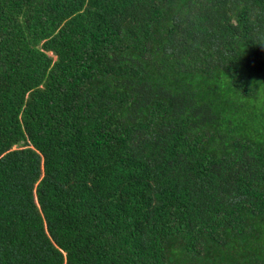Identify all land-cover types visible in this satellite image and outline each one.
Masks as SVG:
<instances>
[{
    "label": "trees",
    "instance_id": "trees-1",
    "mask_svg": "<svg viewBox=\"0 0 264 264\" xmlns=\"http://www.w3.org/2000/svg\"><path fill=\"white\" fill-rule=\"evenodd\" d=\"M0 264H264V0H0Z\"/></svg>",
    "mask_w": 264,
    "mask_h": 264
},
{
    "label": "rangeland",
    "instance_id": "rangeland-1",
    "mask_svg": "<svg viewBox=\"0 0 264 264\" xmlns=\"http://www.w3.org/2000/svg\"><path fill=\"white\" fill-rule=\"evenodd\" d=\"M53 58H55V56H53Z\"/></svg>",
    "mask_w": 264,
    "mask_h": 264
}]
</instances>
